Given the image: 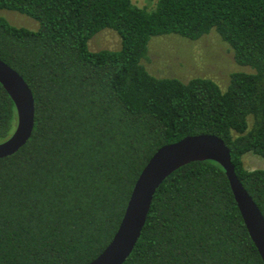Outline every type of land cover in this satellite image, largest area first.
Wrapping results in <instances>:
<instances>
[{
    "label": "trees",
    "instance_id": "obj_1",
    "mask_svg": "<svg viewBox=\"0 0 264 264\" xmlns=\"http://www.w3.org/2000/svg\"><path fill=\"white\" fill-rule=\"evenodd\" d=\"M37 23L29 30L2 15ZM110 29L120 49L91 52ZM215 32L237 65L222 90L207 78H156L142 64L153 38ZM0 60L32 92L34 129L0 159V264H89L110 243L152 155L199 134L222 139L264 217V0H0ZM16 125L0 85V143ZM123 264H263L223 168L185 165L156 190Z\"/></svg>",
    "mask_w": 264,
    "mask_h": 264
},
{
    "label": "water",
    "instance_id": "obj_2",
    "mask_svg": "<svg viewBox=\"0 0 264 264\" xmlns=\"http://www.w3.org/2000/svg\"><path fill=\"white\" fill-rule=\"evenodd\" d=\"M0 85L16 110L15 128L8 139L0 143V159H3L18 152L30 139L35 105L32 92L23 78L1 60ZM202 161H213L223 168L243 223L264 264V217L237 179L224 141L208 134L187 136L164 145L152 155L134 184L112 240L89 264H123L140 237L158 187L179 168Z\"/></svg>",
    "mask_w": 264,
    "mask_h": 264
},
{
    "label": "rangeland",
    "instance_id": "obj_3",
    "mask_svg": "<svg viewBox=\"0 0 264 264\" xmlns=\"http://www.w3.org/2000/svg\"><path fill=\"white\" fill-rule=\"evenodd\" d=\"M157 0H131L139 7L152 10ZM1 15L13 26L29 30L37 29V23L19 13L3 11ZM120 38L117 33L105 29L88 42L91 52L100 50L116 51L120 49ZM142 64L156 78H177L187 82L192 78H207L214 81L222 90L229 82L231 73L249 72L248 68L237 65L229 45L215 33L189 41L176 35L153 38L148 45L146 59ZM243 164L247 170H264V159L247 153L243 155Z\"/></svg>",
    "mask_w": 264,
    "mask_h": 264
}]
</instances>
